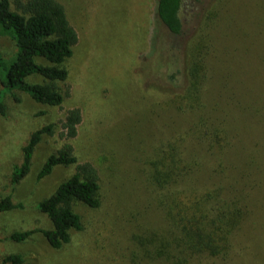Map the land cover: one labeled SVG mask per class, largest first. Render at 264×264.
Listing matches in <instances>:
<instances>
[{
  "label": "trees",
  "instance_id": "1",
  "mask_svg": "<svg viewBox=\"0 0 264 264\" xmlns=\"http://www.w3.org/2000/svg\"><path fill=\"white\" fill-rule=\"evenodd\" d=\"M185 3L155 0L150 20L149 45L156 42L160 48L164 39L160 30L165 27L172 34L169 43L174 54L170 56L174 57L163 62L167 65L163 75L169 81L148 83L149 90L158 97V106L163 113L169 111V116L164 115L163 120L153 111L157 118L145 116L148 130L145 124L140 130L144 115L130 103L115 111L107 106L110 97L87 91L83 98L81 90V107L69 108L61 120V136L68 141L47 156L37 174L42 179L57 166H76L39 203L52 227L15 230L8 238L25 241L40 231L55 249L71 243L73 231H86L76 204L92 209L103 204L99 171L105 167L115 179L120 177L118 174H127L133 191L146 194L144 202L131 211V218L138 221L139 217L141 221L134 223L136 229L124 251L118 253L124 264H229L243 249L244 243L237 238L240 231L248 220L262 213L264 114L260 108L241 106L240 101L213 103L209 99L212 59L218 46L215 29L221 12L215 2L207 6L184 42L180 37L186 34L182 13ZM0 34L11 38L16 47L8 57L0 52V76L5 86L28 93L41 104L61 106L69 93L61 84L70 76L67 62L79 40L65 2L0 0ZM159 48L137 55L140 75L136 70L132 75L140 79V84L149 67L143 56L157 58ZM101 67L100 73L96 68L89 72L108 87L109 78L120 71L115 66ZM37 75L43 80H28ZM14 97L21 101L20 96ZM227 97L233 99L229 94ZM171 110L181 117V125L174 124ZM258 113L262 122L254 116ZM0 114H7L2 97ZM80 130L81 136L87 134L92 139L106 132L98 143L103 155L100 167L90 160H79L72 140L78 138ZM54 133V122L30 133L22 146L21 162L12 168V185L28 175L36 147L45 135ZM22 205L13 201L12 193L0 198V212ZM262 245L257 248L258 256ZM3 263L23 264L24 256L9 253Z\"/></svg>",
  "mask_w": 264,
  "mask_h": 264
},
{
  "label": "rangeland",
  "instance_id": "2",
  "mask_svg": "<svg viewBox=\"0 0 264 264\" xmlns=\"http://www.w3.org/2000/svg\"><path fill=\"white\" fill-rule=\"evenodd\" d=\"M61 1L67 5L70 19L79 34L74 54L67 62L70 76L66 83L61 84L63 89H69L65 102L61 106L41 104L28 93L6 87L0 76V98L7 104V114H0V198L12 193L13 201L23 204L22 207L0 212V264H5L3 257L9 253H22L23 264H124L118 253L124 251L136 229L134 223L141 221L139 217L138 221L131 218V211L144 202L146 194L144 191L141 194L140 191H133L135 188L131 186L127 174H118L120 177L115 179L109 170L100 167L103 155L98 143L103 141L105 131L92 139L87 134L81 136L80 130L78 138L72 140L80 161L81 158L90 160L100 167L102 206L98 209L81 203L75 206L86 224V231H73L72 242L60 249L53 248L40 231L34 232L25 241L7 237L15 230L52 227L48 216L39 209V203L68 178L76 166H57L42 179H38L37 174L47 156L68 141L61 136V120L69 108L81 107V90L83 98L87 91L97 92L105 99L110 97L107 106L115 111L122 110L125 104L130 103L144 118L150 114L157 118L153 111L163 120L164 115L169 116V111L163 113L157 104L158 97L148 88L149 82L157 84L169 81L163 75L167 72V65L163 62L168 61L170 53L174 54L169 43L172 34L166 27L160 30L163 31L161 38L164 36L160 48L156 42L154 46L149 45L155 0ZM214 2L218 4L221 17L215 29L218 46L212 59L208 97L212 98L213 103L217 100L240 101L241 106L255 110L260 108L264 114V0H186L182 12L186 34L180 40L185 42L197 26L200 14ZM172 43L176 44V41L172 40ZM158 48L157 58L143 56L149 67L143 78L144 83L141 78L140 84V79L135 80L136 76L132 75L135 70L140 75V67H136L137 55L149 50L154 52ZM15 51L13 40L0 34V52L8 57ZM171 57L174 56L169 59ZM100 62L101 66H115L120 71L116 77L112 75L109 78L108 87L89 72L94 68L102 72L103 67L96 64ZM28 80L42 81L43 78L37 75ZM87 86L92 88L81 89ZM227 94L233 99L228 98ZM14 96H20L21 101ZM42 110L44 114H41ZM247 111L253 112L251 109ZM171 113L172 121L176 122L174 124L181 125V117L174 111ZM254 116L261 121L259 113ZM50 122L55 123V133L44 136L34 152L30 172L19 184L12 185L10 174L14 164L22 160L23 144L34 129ZM144 124L148 130L146 118L140 130H143ZM260 199L263 201L262 213L243 226L237 237L244 243L243 249L229 264H264V195ZM260 245L262 248L258 256L257 248Z\"/></svg>",
  "mask_w": 264,
  "mask_h": 264
}]
</instances>
